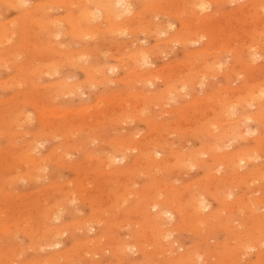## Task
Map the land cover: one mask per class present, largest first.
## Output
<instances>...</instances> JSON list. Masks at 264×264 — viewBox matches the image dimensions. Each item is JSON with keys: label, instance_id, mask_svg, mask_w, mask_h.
I'll use <instances>...</instances> for the list:
<instances>
[{"label": "rangeland", "instance_id": "rangeland-1", "mask_svg": "<svg viewBox=\"0 0 264 264\" xmlns=\"http://www.w3.org/2000/svg\"><path fill=\"white\" fill-rule=\"evenodd\" d=\"M51 1L52 0H42L41 2L51 3ZM240 3L242 2L221 3L220 6L218 7V11L212 12V16H211L212 21H210L207 24H199L197 22V19L194 20V18H196L198 15L197 14L194 15V17L192 18V22H193V26L199 25V27H195L197 28V31H201V30L206 31L208 30V28L213 27L215 29V33L217 34H215L216 35L215 40L211 42L210 45L208 46L207 51L210 52H207L206 54H203L201 57L196 58L191 65H189V63L182 64L180 63V60L182 59L183 61L184 59L183 62L187 61L189 58L188 56H190L191 53L195 52V50L199 51L202 48L203 44L201 43L203 42L202 41L201 43L196 42L191 45L188 44L189 48L188 47L185 48L183 45L179 43L171 42L170 40L167 41L169 34H171V32H173L179 26L178 18H176L175 13L173 12L174 8H169L168 6L163 8L162 10L153 9L150 11L143 12L142 17H144L143 22H145L144 23L145 29L148 25L146 23H149L150 25L157 24L159 25L160 28L166 27L168 25L167 23L174 24L173 28H171V30H168L166 35L160 34L159 39H157L159 43H161L159 47V50H161V52L158 53L157 55L152 54L151 56L153 62L148 67L153 71H156L158 69L157 70L158 76L155 78L156 83L154 86L152 84H150L151 85L150 86L147 83V86L143 88V86L141 87L140 82H134V83L132 82L131 84L130 81L128 83L127 81H129V79H127V81L123 80L121 82L120 80H122L121 79L122 72H116L117 74L109 73V75L107 76L105 75L104 81L106 79H109V81L111 82L107 81L106 84L100 83L99 85L94 87L93 85L88 84V82L84 77V72L82 70H80L78 67H73L69 64L64 63L62 60H60L59 55H55L54 64L58 63L59 78H66V77L68 78L69 76L68 78L69 80L66 78L68 83L70 84L77 83L80 85L82 84L81 86H83V88H81L82 90L81 96L80 93L79 94L77 93L79 96L78 95L75 96L69 93L70 96L69 95H64L61 97L58 96L55 97V99L50 100L48 103L54 105L55 107L61 108L62 110L63 108L68 109V107H71L73 109L69 108L70 111L74 112V110L76 111L77 108L79 107H80L79 109H83V107L87 108L86 104H89L88 108L94 106L95 103L96 104L98 103V100L96 101V99H98L100 96H105V95L110 96L112 94L115 97H118L120 96L118 93L122 92L121 95L124 97V99L126 97L128 101L123 102L122 109H120L116 105L118 103H121L120 100L118 102L119 98L117 99L118 103L116 104H108L103 101L100 103L99 108L102 112L100 111L99 114L97 110L98 108L95 107L89 108L90 110H88V112L90 111L93 114L95 113L100 115L96 119L98 123H96V121L91 123L92 122L91 118L93 115L89 116L85 120L86 123L85 124L83 123L84 125H82V130L80 132L79 130H75L74 128H72L73 131L69 132L68 135H66L65 137L60 136V134H58L59 131H55L53 133L51 129L47 127L46 130L48 136L47 135L46 136L48 138H46V142H45L46 146L44 148L37 142L39 146L38 149L41 150L40 153L39 152L38 153L40 156H43V155H47L48 152H49L48 155H50L52 152L56 151L57 154L55 153L56 154L55 158L51 157L52 159H50L49 157L48 160H46L49 166L48 173L50 169H55L52 163L54 164V166L57 167L55 169L56 170L55 175L51 178L43 179V181L40 180L37 183L36 182L30 183L29 181H27V179L22 180V178L21 179L19 178V175L23 174V171L25 170V169L23 170V168H25L24 166H26L24 165V163L21 165V162L18 164L19 162L18 155L21 154L20 149H22L23 145H28V143H34L36 141V138H38V136H35L34 133L35 130L38 128V123L33 122L29 126V128L25 126L26 127L25 130H23L22 126L19 127L17 131L12 129L11 133L15 135V136L13 135L15 138L14 143H11L10 141L8 142L7 140L8 137L5 135L6 134L5 131L8 130V126L4 128L5 130L1 129L2 127H4L2 123L5 121L6 118L5 116L7 115L6 112H4L3 114V109L9 112V107H11V105L13 106L16 105L19 112L20 111H23L24 113L32 112V107L29 104L25 103L26 99L23 97L26 96L25 94H28L27 92H29V95H32L30 94V92L34 93L33 87L27 86L26 84H25L26 86H24V85L12 84V83L9 88L5 87L4 89V86L0 87V100H1L0 109H2L0 110L1 111L0 131L3 134L5 133L3 136L1 134L2 138L7 137L4 139L1 138L0 140V155H1L0 163L2 164L0 165V264H29V263L30 264H51V263L67 264L68 262L67 260H69V257H70V261L72 260L71 262L69 261L70 264H83V263L84 264H118V263L119 264H165V263L171 264L172 261L176 260L174 259L175 257L179 258L178 257L179 255L180 257L184 256L185 258H188L190 255L192 260L195 259L193 261L190 260L186 264H264V244L262 245V247H260V250L262 251L257 250L256 252V250L255 251L251 250L245 253H237V254H233V252L230 251L233 249L232 247L236 246V242H235L236 240L234 239L235 236H233L231 232L232 231L234 232V230L235 231L242 230L240 229L239 226L241 225L237 220H236L237 222L233 221L234 224L230 226V229L226 227H224L225 229L220 227L217 229V231L215 230L214 233L211 234L210 236L207 235L205 239L201 238L195 233L193 234V232H195V229L194 228L190 229V227H192L191 223L185 222V226L187 224L186 230L188 231L185 230V226L183 225V227L179 228L180 232L178 230H175L174 231L175 233L174 232L171 233L172 237H169L167 239V237L163 236L167 240L164 238H162L163 240H161V237L157 239L156 237L157 239V240L155 239L156 240L155 245L157 244L156 247H154V245L151 244L153 245L152 247L154 248L147 249L146 244L143 243L144 241L148 240V236L143 238V235L150 236V233L143 234L145 232H149L147 230L145 231L144 230L145 228L142 227L144 225L142 224L144 218H141L142 219V222L140 223L141 227L135 226L137 224L139 226V222L141 221V219H138L139 218L138 216H140V214L137 215L133 211L134 209L133 203H134V199H136V194H138L141 190L140 187L143 188L142 186L150 183V177H148V172H147L148 168L145 167L144 162H141L138 165L133 166L128 172L119 173V170L117 168L123 165V164H119L118 166H111L110 169L111 171L118 170V172L114 171L115 173L113 176L112 173L111 176L109 173H107L109 171L110 166H105L103 167V170L101 169L102 166L105 165L103 163L104 160L100 158V156L104 155L105 153L103 152V149H106L104 150L106 152L110 150L106 143L107 140L114 138V136L115 137L122 135L127 136L125 135L127 133L129 136L130 135L133 136V134L136 135L137 132H139L140 134L138 133L136 135L137 137L139 135V138L141 136L148 134V129L145 120L143 119L145 116L148 117L151 116L152 118H154V120L156 119L155 121L158 122L156 124V131L155 133L154 131H151V133L155 134L157 139H160L166 143L168 142L167 144L168 146L171 147V149L174 148V150L176 149L178 151H184L185 153L188 151V149L189 150L199 149L201 143L206 142L207 139L205 138L206 136H204V140L202 139L204 134L201 136L202 133L200 131L198 132L202 138H200L199 135L195 137V135L197 134L195 132L194 134L193 130L199 129L207 120L214 119L219 114L218 112L219 106L217 104V101L213 98L215 96L214 94H216L219 91V89H222L223 86L225 87V85H227V87L224 88L227 89L224 91L223 90L220 91L219 92L220 94L217 93V96L229 97L233 95L231 96V98L236 99V95L234 96L235 93H233L235 90L230 91V89H237L239 86H241L246 76L245 75L247 71L246 67H244V64L237 62L234 65L235 66L234 71H232L229 75L228 79L230 80L226 81L223 78L222 76L223 71L231 67L233 64V54H232L233 50H238L242 58L246 57L249 51L256 50L257 52L259 51L261 53L257 61L253 63L254 68L252 69V72L249 73L248 82L251 85H255L257 83H264V54H263L264 53L263 50L264 49V11L261 10L260 13L259 12L256 13L255 10L252 9L251 7H245L243 9H240V5H239ZM52 6L53 7L48 10L50 11L49 13L53 17H61L64 15V10L62 8L57 7L54 4ZM6 11L7 9H5V11L2 12L4 14L3 17L6 19V21L8 20L10 22V19L12 18H13L12 20H15L16 19L15 17L18 16V14H16L14 10H10L7 12ZM179 15L182 18H189L188 14H179ZM153 33H154L153 29H151V31L148 32L136 29V31L133 34L113 32L109 34L106 33L105 35L99 34L97 36L86 35L83 36V38H81V41L89 42L91 46H95L97 44L99 52L97 54L98 55L97 58H94L95 65L97 67L99 66L106 67L107 65L112 66L113 65L112 63L115 62L114 59L122 56L123 57L127 56L131 48H134L135 46L137 47L138 45L139 46L142 45L143 48L151 47V45H153L156 42L153 38ZM193 33H195V31ZM192 37L195 38V36ZM68 39L69 38L66 35L61 36L60 38L61 41L59 43L60 49L61 50L72 49V51L76 52L77 48L81 45L80 42L78 45V43L74 41L68 42ZM134 39L136 40L137 43L132 42ZM34 54L35 53H32V55L29 56L30 58L29 60L31 61V63L34 62L35 64H37V62L44 60L42 58L37 59V57L35 56L36 54L35 55ZM105 56L110 58V62L106 61ZM50 58H52L51 55L48 57V59ZM89 58L92 62V58L90 56ZM24 60H26V58L21 59L20 60L21 63H23ZM59 63L61 64L59 65ZM16 74L17 71L15 70L4 69V72L0 73V82H4V81L6 82V79L11 80V78H14ZM186 74H194L193 76L189 77V79H187L188 81L194 83L192 84L193 86H191L192 87L191 91L188 90L190 91L189 92L190 94L188 93V95H185L184 97L179 96L174 98V100L165 98L161 102L159 100L160 104L155 103L153 100L149 101L150 102L149 103L144 98L138 99L137 97L138 94H140V96L143 97L144 94L149 95L151 94L152 91L158 89V86L162 84V77L164 76L175 77L178 75V76H182L180 78H184L187 77ZM26 77L29 78L26 75L22 77V80L24 81ZM48 78H49L48 76L44 75L40 80L38 79L39 80L38 82H40L41 84L43 83V85L46 84L47 86L48 81H53L57 79V77H54L52 79L50 77L49 80ZM103 78H104L103 75H99L94 79L98 81L101 79L103 80ZM115 79H118L119 81ZM26 80L27 82H29V79ZM31 80L32 79H30V81ZM114 80L118 83H116ZM199 81L204 82L203 85L201 84L203 90L201 89ZM54 82L55 81H53V84ZM228 85L231 86L230 89ZM210 93L213 94V97L212 94L209 95ZM203 95L204 97L206 96L205 99L208 98L207 101H203L195 105L192 102H190L192 103V105L189 104V102H187L193 99V97L194 99L198 97L199 99H201L200 97H203ZM217 96L215 97L216 99ZM194 99L191 101L198 100V99L195 100ZM173 101H177V102L174 103ZM176 105L178 109L182 108L183 106L184 107L187 106V108L185 109L189 110L190 116L188 114V116L184 120H180L177 122L183 125L184 129L181 130L186 132L184 136H178L177 133L174 131L175 129L174 126L176 121L174 119V115L175 114L178 115L179 112L173 113L171 110L175 108L177 109ZM251 108H250V113L254 111V107ZM55 109L57 110V108ZM61 109L60 111L62 112ZM60 111L57 112L58 115ZM67 111L69 112V110ZM61 114L63 115V112ZM74 116L75 114L71 115L70 117L72 118L79 117V116H75V117ZM59 117L54 119L53 117L49 116V118L48 117L46 118L45 122L46 124H49L51 122H54L55 124H60L63 120L60 119ZM112 117H114V119H111ZM49 119L52 121H49ZM140 119H142L143 121ZM79 121L80 118H78V122ZM251 121L252 120H249V122H247V124L249 123L247 127L249 126V128H251L248 129L249 130L257 129L258 125L255 124V122L253 121L251 122ZM20 122L23 121L21 120ZM30 128H32V130L34 131L32 130L30 131ZM24 131L26 133L23 134ZM29 132L30 133L33 132L31 137H29L28 134ZM261 133H263V129L257 131V133H255V135L253 136L256 137ZM22 134L25 137H23ZM91 135L97 136L98 140L93 138ZM89 139L93 141H90ZM63 142L65 146H69L67 148L69 149V154L65 155L64 159L62 160L59 157V154H61L62 151L59 145L60 143ZM240 143L241 145H243L242 146L243 148L251 147L253 145L252 136L246 134V139L242 140L241 142L235 141L233 143V148L235 149ZM74 144L79 145V147H74L73 146ZM231 149L229 148V150ZM229 150L228 148L225 149V151H229ZM133 152L135 154L132 153L134 155H130L128 159L129 161H126V163H129L130 161L132 163L131 160L132 157H137L136 155H138V153L136 151ZM4 153L5 155H2ZM85 153L89 154L90 156L87 155L85 157L86 155ZM138 158H136L135 160H138ZM263 159H264V155L260 154V156H258L255 159V161H253L250 164L248 163L247 166L242 168L240 171L244 173L246 169L251 170V168H253L254 165L259 163L262 164ZM77 167L79 168V170H77L78 169ZM97 169L99 170V172L101 170L100 172L101 174L97 172ZM189 169L187 170L186 168V170L184 169V171L181 169H180L181 171H177L176 169H171V171L168 172L167 174L168 188L170 189L172 188L169 186V184H171V186L173 185V187H175L174 189L176 190H178L177 188L181 189L184 187L183 186L184 184L189 185L191 182L197 180L203 175L202 169L196 167L191 168L190 170ZM152 171L154 172V170ZM153 172L152 174H154V176L155 175L157 176V174L158 176H160V173H158L157 171H155L157 174ZM145 177L146 178L148 177V179H146ZM78 182H79V186H77ZM256 183L259 185L258 182ZM257 184L252 183L251 184L252 186L250 185L251 187H249V189H251L249 193L250 196L253 194V196L251 197H259L262 194V192L258 190ZM112 188L113 189L115 188L114 191L118 192L119 194L123 193L122 196L126 198V201L124 202L117 201L115 199V196L112 195V191H113ZM161 188H163L161 189V191H163L164 187ZM242 189L243 188L239 190L235 189V191L237 190L238 192H240L243 191ZM114 191L113 194L115 193ZM165 192L167 191L165 190ZM169 198L173 199V196L169 195ZM62 199L66 200V202L68 199H70L67 203L68 209L64 207L66 206V203L64 206H62L64 204L62 202L63 201ZM205 199L207 200V202L209 201L208 204L210 206L207 210H205L206 211L204 213L205 216L207 215V213L209 214L212 210L223 209L220 203L215 199H213L211 196H206ZM137 200L138 199H136L135 201ZM60 202L63 204H61ZM129 205L131 206V208L132 207L133 208L132 209L129 208L131 210L128 211L127 213L124 212L123 210L126 209ZM52 208H57L58 210L62 208L59 212L61 213L63 212V213L60 218V221L56 222L57 224L54 222L55 220L52 217H50L52 216L51 213L55 211ZM51 210L52 212L50 213L51 214L50 215L48 212H50ZM122 211L125 215L122 214ZM261 212L263 213L264 209H261ZM47 213L49 214L48 216L50 217L49 219H47V215H46ZM238 215L240 216L238 217ZM241 215H242L241 213L237 212V216L235 217V219L241 218L242 217ZM92 216L98 217L100 223L96 225L95 223L92 224L91 222L90 224H92L95 227L94 228L93 226L89 225L88 222H86L88 228H84L87 225L85 224L84 226H82V224ZM44 217L48 220V222H51L53 220L52 221L53 224L46 222L47 220H45ZM82 218L83 219L87 218V219L83 220ZM137 219L139 221H137ZM107 220L111 221V223H109L110 229L108 230L109 231L108 233L103 228V225L104 224L106 225ZM133 222L135 223L133 224ZM174 222L178 223V226L181 223V220H179V217L177 215ZM57 225H60L61 230L63 231L67 230L63 234V237L61 236L62 238L60 237L58 239L59 241L61 240L62 245L55 249L49 247H45L44 249V247H41L40 245V243H43L47 238L44 232L47 230L50 231L52 227L53 229L56 228ZM77 226H82V227H77ZM133 226H135V228H133L132 230ZM5 228H7L8 230ZM72 228L74 230H72ZM163 228L161 226L162 230H164ZM167 228L170 229L171 226L170 228L169 226H167L165 229ZM241 228L243 227L241 226ZM129 230H131L132 233L129 232ZM127 234H129V237ZM131 236L132 238H134L132 239L133 241L131 240ZM114 237L116 239L121 238L122 241L124 239L123 242L121 241V244L124 243V245L127 244V241L129 243L132 241L130 244L134 245L135 244L134 242L140 239L143 246L145 245L146 253L149 254L148 256L153 254V257L145 258L143 253H139L136 250L135 251L132 250L133 252H131L128 249H126L128 250L127 251L128 253L125 250L126 255H123L122 254L123 252L122 253L119 252V255L115 256L113 254L114 250H112L111 248H115L117 245L116 241L118 242L120 240L119 239L116 240ZM114 239L116 241L112 243L111 241H113ZM141 239L144 240L142 241ZM91 240L93 243L90 242ZM158 240L162 241L163 243L159 242ZM84 241H86L87 243ZM98 241H100L102 245L100 242L98 243ZM148 241L145 243L150 244L152 242L151 240H150L151 242ZM225 242H228L227 246H225ZM138 243L139 241L136 242V244ZM95 244L98 245L100 244L101 247L100 246L99 247L100 248L104 247V248L99 249L98 245ZM229 244L231 245L229 246ZM110 245L112 246L115 245V246L111 247ZM73 246L75 247L73 248ZM36 247H38V249ZM109 247H111L110 251L108 249ZM104 249L106 251H104ZM64 251L66 253L68 251L69 252L68 254H66ZM58 252H60V254H63V256L66 254L65 255L66 257L61 258V261L60 259L58 260V258L56 257V253ZM168 252L170 254H168ZM207 252H209L210 254ZM129 254H131V256ZM91 256L93 258H91ZM260 256L262 257L260 258ZM126 257L127 260H125ZM47 260H49L50 262Z\"/></svg>", "mask_w": 264, "mask_h": 264}, {"label": "bare ground", "instance_id": "bare-ground-1", "mask_svg": "<svg viewBox=\"0 0 264 264\" xmlns=\"http://www.w3.org/2000/svg\"><path fill=\"white\" fill-rule=\"evenodd\" d=\"M41 1L42 0H0V73L4 72V69L5 70L11 69V70L17 71V74L15 75L14 78L10 77L11 80L6 79V82L4 80H3L4 82H0V87L4 86V89L5 87L9 88L12 83V84H18V85H24V86L26 85L31 86L33 87V90H34V93L30 92V94L32 95H29V92H27L28 94H25L26 96L23 97L26 99L25 103L29 104L32 107V112H28V113H24L23 111L19 112L16 105L14 106L11 105V107H9V112L3 109V114L4 112H6L7 115L5 116L6 117L5 121L2 123L4 127H2L1 129L5 130L4 128L8 126V130L5 131L6 134L4 133L8 138L7 137H4V138H7L8 142L10 141L11 143H14L15 135L11 133L12 129L17 131V129L22 126L23 130H25L26 129L25 126L29 128V126L33 122L38 123V128L35 130V133H34L35 136H38V138H36V141L34 143H28V145H23L24 147L22 146V149H20L21 154L18 155V161H19L18 164L21 162V165L23 163L24 165H26L24 166L25 168H23V170L25 169L23 171V174H20L19 178L20 179L22 178V180L27 179V181H29L30 183L31 182L37 183L40 180L43 181V179L51 178L56 173L55 169L57 166H54L53 163L52 165L55 169H50L48 173L49 166L46 160H48L49 157L50 159H52L51 157L55 158L56 157L55 155L57 154V152L56 151L52 152L50 155H48L49 152L47 153V155H43V156L39 155L41 150L38 149L39 148L38 144H40L44 148L46 146L45 142H46V138H48L47 130H46L47 127L50 128L53 133L55 131H59L58 134H60V136L62 137H65L66 135H68L69 132L73 131L72 128H74L75 130H79L80 132L82 130V125L86 123L85 120L87 119V117L93 115L91 118L92 119L91 123L96 121V119L100 116L98 114L101 111L99 108L101 102L104 101L108 104H116L120 100L121 103H118L116 105L120 109H122L123 102L128 101L126 97L124 99V97L121 95L122 92L118 93L120 95L118 97H115L112 94L110 95V93H109L110 96H107V95L100 96L98 99H96V101L98 100V103L97 104L95 103L96 106L95 105L91 106V107L98 108L97 109L98 114H95V113L93 114L90 111L88 112V110H90L89 108H91V107L88 108L89 104H86L87 108L83 107V109H79L80 108L79 107L77 108L76 111L74 110V112H72L70 111V109H73L71 107H68V109L63 108L62 110L61 108L55 107L54 105L48 103L50 100H53L55 99V97H58V96L60 97L64 95L70 96V94H73L76 96L79 93L81 96L82 94L81 88H83V86H81L82 84L80 85L77 83H73V84L68 83L67 79L69 78V76L68 78L66 77L67 79L59 78L58 63L54 64L55 55H59L60 60H62L64 63L69 64L73 67H78L80 70H82L84 72V77L86 81L88 82V84H91L94 87H96L100 83L106 84L107 81L111 82L109 81V79H106L104 81L105 75L107 76L109 75V73L122 72V75H121L122 80H120L121 82L123 80L127 81V79H129V81H127L128 83L130 81H131L130 82L131 84L132 82L133 83L140 82L141 87L143 86V88H145L147 86V83L149 85L152 84L154 86L156 83L155 78L158 76L157 75L158 69L157 70L155 69L156 71H153L152 69L148 67L153 62L151 59L152 54L157 55L158 53L161 52V50H159L161 43H159L157 39H159L160 34L166 35L168 30H171V28H173L174 24L167 23L168 25L166 27L160 28L159 25L157 24L150 25L149 23H146L148 25L145 29V24H144L145 22H143L144 17H142L143 12L150 11L153 9L162 10L163 8L168 7V6L169 8H174L173 12L175 13L176 18H178L179 26L176 29L174 27L175 30L173 31L172 29L173 32H171V34L168 33L169 36L167 38V41L170 40L171 42L179 43L183 45L185 48H187L189 45L193 43H196V42L201 43V41L203 42L201 43L203 44L202 48L201 49L199 48L200 49L199 51L195 50V52L191 53L190 56H188L189 58L187 61L183 62L184 59L183 61L182 59L180 60V63L182 64L189 63V65H191L196 58H199L203 54L210 52V51H207L208 46L210 45L211 42L215 40L216 38L215 34H217L215 33V29L213 27L208 28V30L206 31L205 30L197 31V28L195 27H199V25L193 26V22H192V18L194 17L195 14H197L198 16L194 18V20L197 19V22L199 24H207L210 21H212L211 20L212 12L218 11V7L220 6L221 3H224V2H229V3L242 2L239 4L240 9H243L245 7H251L252 9L255 10L256 13L258 12L260 13L261 10L264 11V0H52L51 3H43ZM53 4L64 10L63 16L53 17L49 13L50 11L48 9L52 8ZM5 9H7V11L14 10L16 14H18V16L15 17L16 19L12 20L13 19L12 18L10 19V22L8 20L6 21V19L3 17L4 14L2 13L3 11H5ZM179 14H188L189 18H182ZM136 29L143 30L146 32L151 31V29H153V32H154L153 38L156 42L153 45H151V47H147V48L146 47L143 48L142 45L141 46L138 45L137 47L135 46L134 48H131L127 56L125 57L122 56V57L114 59L115 62L113 63L111 62L113 64L112 66L107 65L106 67L105 66L97 67L94 61V58H97L98 56L97 54L99 52L97 44L95 46H91L89 42L81 41V38H83V36H86V35L97 36L99 34L105 35L106 33L109 34L113 32L133 34L136 31ZM194 31L195 33H193ZM63 35L68 36L69 38L68 42L74 41V42H77L78 45L80 42L81 45L77 48L76 52L72 51V49H68V50L60 49L59 47V43L61 41L60 38ZM192 36H195V38ZM132 42H136V40L134 39ZM32 53L36 54L34 55L37 57V59L42 58L44 60L40 62L36 61L37 64H35L34 62L31 63V61L29 60L30 59L29 56L32 55ZM259 53L260 52L259 51L257 52L256 50L249 51L246 57L242 58L238 50H233V53H232L233 54V64L231 67L223 71L222 76L226 81L230 80L228 79L229 75L232 71H234L235 69L234 65L237 62L244 64V67H246V70H247L245 74L246 76L243 80L242 85L239 86L237 89H230L231 86L228 85L230 91L235 90L233 93H235L234 96L236 95V99L231 98V96L233 95L229 97L217 96V93H219L222 90L224 91L227 89V88L224 89L225 87H227V85H225V87L223 86L222 89H219V91L216 94H214L215 95L214 97L212 93L209 94V95L212 94V97L217 101V104L219 106V111H218L219 114L216 116V118L207 120L199 129L193 130V133L195 132L197 134L195 135V137L199 135V137L202 138L201 136L204 134L202 139L204 140V136H206L205 138L207 139V141L205 139L206 142L201 143L199 149L197 150L188 149L186 153L184 151H178L176 149L174 150V148L171 149V147L168 146L167 144L168 142L166 143L160 139H157L155 134L151 133V131H154L155 133L156 124L158 123L157 121H155L156 119L154 120V118H152L151 116L149 117L145 116L143 118L145 120L147 129H148V134L141 136L139 138V135L138 137L136 136L139 132H137L136 135L133 134V136L131 135L129 136L127 133L125 134L127 136H123V135L117 136V137L114 136V138L107 140L106 143L110 150L106 152L104 151L106 149H103V152H105L106 154L104 153V155H101L100 158L104 160L103 163L105 164L104 166H102L101 168L102 170H103V167L110 166L109 171L107 172L110 174V176H111V173L113 176L115 172H118V170H119V173L120 172L126 173L133 166L138 165L141 162H144L145 167L148 168L147 172H148V177H150V183L145 184L144 186L141 185L143 188L140 187L141 190L138 189L140 190L138 194H136L135 192L136 199L138 200L135 201L136 199H134V203H133V207H134L133 211L137 215L140 214V216H138L139 217L138 219L144 218L143 223H142L144 225L142 227L145 228L144 229L145 231L146 230L149 231L143 234L150 233V236L149 235L144 236L142 234L143 238L148 236V240L150 239L151 241L154 238L152 242L149 240L151 242L150 244L145 243L148 240L144 241L143 244H146L147 249L149 248L152 249L156 247L157 245V244L155 245L156 240L160 237H161V240H163L162 238L164 237H167V239L169 237H172L171 233H173L175 230L179 231V228L183 227V225L185 226V222L191 223L192 227H190V229L191 228L195 229V232H193V234L195 233L201 238L205 239L207 235L210 236L211 234L214 233L215 230L217 231L218 228L226 227L230 229V226L234 224L233 221H236V220L239 221L240 225L243 227L241 228V226H239L240 229L242 230L238 228L240 231L236 230L237 231L236 232L234 230L235 233L233 231L231 232V234L235 236L234 239L236 240L235 241L236 246L232 247L233 249L230 250L231 252H233V254L245 253L251 250L253 251L256 250L257 252V250H260V247H262V245L264 244V212L263 213L261 212V209H264V159L262 160V164L259 163V164L254 165L253 168H251V170H247L245 168L246 171L244 173L240 171L242 168L246 167L248 163L250 164L253 161H255V159L258 156H260V154L264 155V83H257L255 85H251L248 82L249 73H251L252 69L254 68L253 63L256 62L257 59L260 57L259 55H261V53L260 54ZM50 55L52 58L48 59ZM89 56L92 58V62ZM24 58H26V60H24L23 63H21L20 60ZM105 58H106V61L110 62L109 57L105 56ZM60 64L61 63H59V65ZM26 75L29 77V78L26 77V79H29V82H27L26 79L24 81L22 80V77ZM44 75L48 76L49 78L51 77V79L54 77H57V79L53 80L55 81L54 84H53V81H48L47 83L48 85L46 86V84L43 85V83L41 84L40 82H38ZM99 75L104 76L103 80L101 79L97 81L94 79L95 77ZM186 75L187 77H184V78H180L182 76H178V75L175 77L174 76H164L162 77V84L158 86V89H155L149 95L144 94L143 97H141L140 94H138L137 97L138 99L144 98L148 102L153 100L157 104H160V102L163 101V99L165 98L174 100V98L179 97V96L184 97L185 95H188V93L191 91L192 89L191 86H193L192 84L194 83V82H190L187 80L189 79V77L193 76L194 74H186ZM30 79L32 80L30 81ZM115 80L119 81L118 79H115ZM203 83H204L203 81L200 82V86L201 84L203 85ZM201 89H202V86H201ZM183 93H186V94H183ZM216 96H217V99L215 98ZM120 97L122 100L120 99ZM205 97L203 95V97H200L201 99H199L198 97V98H195L198 100L191 101L194 99L193 97V99L187 102H189V104L191 105L192 103L195 105L200 102L207 101L208 98L205 99ZM117 99H118V102H117ZM173 102L175 103L177 101H173ZM93 104H90V105H93ZM251 107H254V111L250 113ZM55 108H57V110ZM182 108L178 109L177 107V109L175 108L176 110L173 108H172L173 110H171L173 113L179 112L178 115L176 114L174 115V119L176 120L174 131L177 133L178 136H184L186 132L181 130V129H184L183 125L177 122L180 120H184L189 114V110L185 109L187 108V106L186 107L183 106ZM60 109L62 110L63 115L61 114L62 112L60 111ZM64 110L66 113L64 112ZM67 110H69V112ZM58 111L61 112V113L59 112V115L57 114ZM74 114L75 116H79L78 117L80 118L79 122H78L77 117L75 116H74L75 118L70 117L71 115H74ZM49 116L53 117L54 119L60 116L59 118L62 119L63 121L60 124H55L54 122L46 124L45 120L47 117L49 118ZM111 119H114V117H112ZM21 120L23 122H20ZM249 120H252L253 122H255V124L258 125V128L255 127L257 129L249 130L251 129L249 128V126L247 127V125L249 124V123L247 124V122H249ZM49 121H52V120L49 119ZM96 123L98 122L96 121ZM261 129H263V133L259 134L256 137L253 136L255 135V133H257V131H260ZM31 130L32 128H30V131ZM196 131L197 132L200 131L202 133L201 136L199 132L197 133ZM24 133L26 132L24 131L23 134ZM32 133L30 132L28 133L29 137L32 136ZM1 134L2 136L4 135L0 131V140L2 138ZM246 134L247 135L249 134L252 136L253 145L249 148L248 147L243 148L242 147L243 145H241L240 143L234 149L233 143L235 141L241 142L242 140H245ZM22 135H19V136H22ZM91 136L95 139L98 138L97 136H93V135ZM23 137L25 136L23 135ZM89 140L93 141L91 139ZM77 141H78V138H77ZM77 144H74L73 146L79 147V145ZM59 147L62 150L61 154H59V157L63 160L65 155L69 154V149H67L69 146H65L63 142V143H60ZM227 148L228 150L229 148L230 149L232 148V149L229 151H225V149ZM133 151H136L138 153V155H136L137 157H132L131 159L132 163L131 161L129 163H126V161H129L128 159L130 155L135 154ZM85 154H86L85 157L87 155L90 156L87 153ZM2 155H5V153ZM136 158H138V160H135ZM73 162H76V161H73ZM119 164H123V165L117 168L118 169L117 171L112 170L113 171L112 172L110 170L111 166H118ZM0 165L2 164L0 163ZM194 167L203 170V175L200 178H198L197 180H194L189 185L184 184L183 185L184 187L182 186L183 188L181 189L177 188L178 190L174 189L175 187H173V185L171 186V184H169V186L172 188L171 189L168 188L167 174L168 172L171 171V169H176L177 171H181V170L184 171V169L186 170V168L188 170L189 168L191 169ZM77 170H79V168ZM152 170H154V172L157 171L158 173H160V176H158L156 172L155 174H157L158 177L156 175L154 176V174H152L153 172ZM97 172L100 173L101 170L99 172V170L97 169ZM148 177L147 178L145 177V178L148 179ZM256 182H258L259 185ZM252 183L253 184L255 183L258 185V190L262 192L261 196L251 197L253 196V194L250 196L249 193L251 189H249V187L252 186L251 185ZM77 184H78L77 186H79V182ZM161 187H164L163 191H161V189H163ZM241 188H243L242 189L243 191L238 192L236 190L237 191V194H236L235 189L239 190ZM165 190L167 192H165ZM113 191H112V195L115 196V199L117 201H121V202L126 201V198L122 196L123 193L119 194L118 192L114 191L115 193L113 194ZM145 193H148V194H145ZM169 195H172L173 199H170ZM206 196H211L213 199L218 201L220 205L223 207V209L222 210L220 209L212 210L209 214L207 213V215L205 216L204 215V213L206 212L205 210H207L210 207L208 204L209 201L207 202V200L205 199ZM69 200L70 199H68L67 202L66 200H63L62 202L64 204L61 202L60 203L63 204L62 206H64L66 203V206L64 207L67 208L68 206L67 203ZM129 208H131L130 205L123 211L127 213L128 211L132 209V208L131 209ZM52 209H54L55 211L51 213L52 212L51 210L48 213L52 214V216L50 217H52L55 220L54 222L56 223L60 221V218L63 212L61 213L59 211L62 208H60L59 210L57 208H52ZM123 211H122V214H124ZM237 212L241 213L242 217L238 218L240 216L238 215L237 217L238 219H235V217L237 216ZM48 213L46 214L47 219L50 218L48 217L49 216ZM176 215L179 217V220H181V223L179 226H178V223L174 222L176 219ZM47 219L45 218V220ZM86 219H83V220H86ZM138 219L137 221H139ZM52 221L48 222L47 220L46 222L51 224ZM86 222H88L89 225L93 226L92 224L94 223L96 225L100 223V220L98 217L92 216L88 218L82 224V226H84ZM91 222L92 224H90ZM106 222L107 223L106 225L105 224L103 225V228L108 233L109 232L108 230L110 229L109 223H111V221L107 220ZM141 222H142V219L139 222V226L137 223H136L137 225L135 226L141 227L140 225ZM134 223L135 222H133V224ZM82 226H77V227H82ZM135 226L132 227V230L133 228H135ZM161 226L162 228L164 227L163 228L164 230L161 229ZM167 226H169V228L171 226V228L165 229ZM186 226H185V230H186ZM73 228L72 230L75 229ZM84 228H88V225ZM76 229H79V228H76ZM47 231L44 232L47 238L45 237L46 240L43 243H40L41 247H44V249L45 247L54 248V249L60 247L62 245V242L61 240L59 241L58 239L61 236L63 237V234L67 230L63 231L61 230L60 225H57L56 228L53 229L52 227L50 231L48 232ZM129 232H131V230H129ZM127 235L129 237V234ZM151 235H154V236H151ZM132 236H131V240L134 239L132 238ZM99 238H102V237H99ZM115 239L111 242L114 243V241L118 239L120 240L118 242L116 241V244H117L115 247L116 250L115 248H111L115 246V245L112 246L113 244L111 242L110 243L112 245H110L111 247L108 248L109 251H110V248L114 250L113 254L115 256H118L119 252L120 253L123 252L122 254L126 255L125 250L128 249L131 252H133L132 250L134 251L136 250L139 253H143L145 258L153 257V254H151L152 256L151 255L148 256L149 254L146 253L145 245L143 246L140 239L138 240L139 243L136 244V242L138 241H135L134 242L135 244L133 243L134 245L130 244L133 240L130 243L127 241V244L124 245V243L121 244V241H122L121 238H118L116 240ZM92 240L90 242H92ZM99 242L100 241H98V243ZM159 242L163 243L162 241H159ZM227 243L228 242H225V246H227ZM151 244H153L154 247H152L153 245ZM95 245H98V244H95ZM230 245L231 244H229V246ZM99 246L100 244L98 245L99 249L104 248V247L100 248L101 246L100 247ZM74 247L75 246H73V248ZM36 248L38 249V247ZM128 250H126V252ZM150 250H149V253H150ZM104 251L106 250L104 249ZM165 251H168V250H165ZM68 252L67 253L65 252V253L68 254ZM168 254L170 253L168 252ZM65 255L63 256V254H60V252L56 253V257L58 258V260L60 259V261H61V258L66 257ZM129 255L131 256V254ZM262 256H260V258ZM178 257L179 258L175 257L174 259L176 260L172 261L171 264H186L190 260L191 261L195 260V259L192 260L190 255L188 258H185L184 256L180 257V255ZM91 258L93 257L91 256ZM125 260H127V257L125 258ZM67 261H68L67 264H70L72 260L70 261V257H69V260ZM81 262H84V261H81Z\"/></svg>", "mask_w": 264, "mask_h": 264}]
</instances>
